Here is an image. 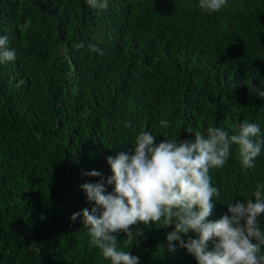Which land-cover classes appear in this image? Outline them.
<instances>
[{
  "label": "trees",
  "instance_id": "trees-1",
  "mask_svg": "<svg viewBox=\"0 0 264 264\" xmlns=\"http://www.w3.org/2000/svg\"><path fill=\"white\" fill-rule=\"evenodd\" d=\"M106 2L0 0V37L16 53L0 63V264H110L70 217L92 207L80 186L111 176L106 158L141 132L159 143L209 127L231 135L247 121L264 139V0H227L211 14L199 0ZM209 175L216 221L264 185V145L254 168L234 145ZM257 221L264 232V213ZM140 227L131 245L118 236L139 264H196L167 240L174 226Z\"/></svg>",
  "mask_w": 264,
  "mask_h": 264
},
{
  "label": "clouds",
  "instance_id": "clouds-1",
  "mask_svg": "<svg viewBox=\"0 0 264 264\" xmlns=\"http://www.w3.org/2000/svg\"><path fill=\"white\" fill-rule=\"evenodd\" d=\"M86 3L93 9L108 8L106 0ZM226 3L227 0H199L198 6L211 14L221 11ZM8 44L7 36L0 37V63L16 59ZM83 46L81 43L76 47ZM90 48L105 54L95 45ZM257 94L264 98V90L257 89ZM260 136V127L247 121L240 123L235 134L209 127L206 134L196 132L192 139H164L159 143L150 131L141 132L134 148L106 158L111 176L80 186L92 207L74 213L70 219L82 217L91 243L110 264H139V257L118 248V236L123 233L131 245L145 235L140 225L158 223L174 226L167 240L177 241L196 264H264V255L260 254L264 232L257 221L264 213V185L257 186L254 200H236L226 206V213L218 220L207 219L215 207L213 198L219 195L212 185L210 169L223 167L234 145L242 166L254 168L264 145ZM85 175L102 176L97 171ZM106 184L113 186L110 192Z\"/></svg>",
  "mask_w": 264,
  "mask_h": 264
}]
</instances>
